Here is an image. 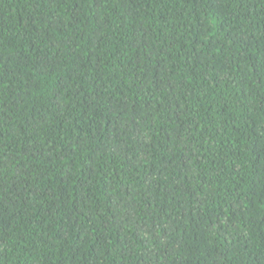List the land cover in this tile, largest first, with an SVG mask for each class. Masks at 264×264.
Returning <instances> with one entry per match:
<instances>
[{"label":"trees","instance_id":"obj_1","mask_svg":"<svg viewBox=\"0 0 264 264\" xmlns=\"http://www.w3.org/2000/svg\"><path fill=\"white\" fill-rule=\"evenodd\" d=\"M0 264H264V0H0Z\"/></svg>","mask_w":264,"mask_h":264}]
</instances>
